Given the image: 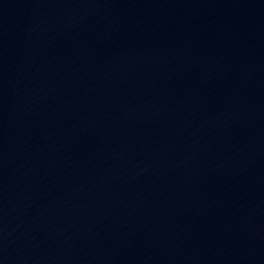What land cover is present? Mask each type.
<instances>
[{"label":"water","instance_id":"1","mask_svg":"<svg viewBox=\"0 0 264 264\" xmlns=\"http://www.w3.org/2000/svg\"><path fill=\"white\" fill-rule=\"evenodd\" d=\"M0 264H264V0H0Z\"/></svg>","mask_w":264,"mask_h":264}]
</instances>
